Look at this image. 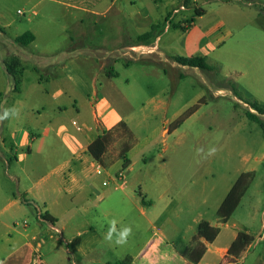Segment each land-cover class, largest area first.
<instances>
[{
    "label": "rangeland",
    "instance_id": "374dc122",
    "mask_svg": "<svg viewBox=\"0 0 264 264\" xmlns=\"http://www.w3.org/2000/svg\"><path fill=\"white\" fill-rule=\"evenodd\" d=\"M144 1L157 6L153 12L158 19L163 15L161 26L166 24L164 18L174 9L179 13L171 14L169 22L175 25L184 17L195 16L194 0ZM230 1L225 8L218 7L217 0H198L207 11L199 21L200 26L207 29L223 23L221 32L230 33L206 60L216 69V75L199 68L172 69L168 58L160 52H157L160 58L143 57L141 61H132L130 69H127L126 58L119 60L116 84L129 104L121 107L126 128L113 131L107 150V158L117 161L110 169L109 186L103 187L112 197L97 213L94 208L83 213L78 203L67 209L47 204L48 210L59 220L57 226L65 227L63 234L46 223L38 228L33 208H28V215L19 220V229L27 223L29 233L33 229L41 232L45 244L41 255L46 263L53 264L55 258L62 256L69 264H76L73 239L78 230L76 220H101V210H109L106 219L108 222L117 220V228L130 226L133 232L143 227L146 216H158L160 219L155 225L168 237L170 244L179 235L189 238L197 232L195 221L199 215L213 219L219 203L243 172H256L242 204L254 202L260 210L257 223L261 226L264 130L247 117L248 108L244 102H264V23L260 26L250 24L251 13H259L264 8V0L242 1L250 13L249 18L237 13L239 3L236 0ZM182 6L187 8L182 9ZM106 8V2L100 4L101 11ZM114 15L115 11L105 16H87L80 24L66 7L54 0H0V44L8 45V51H15L18 47L11 46L12 40L35 31L40 51L55 50L58 43H67L72 36L81 37L79 40L88 45L112 47L118 41L129 39L128 34L123 36L115 32L116 25L111 26ZM121 18L125 21L124 14ZM135 57L141 59L140 54ZM1 103L0 99V106ZM176 123H179L177 128ZM210 147L217 148V153L208 159L197 152ZM0 150L3 151L1 147ZM125 156L130 166L123 169L127 162ZM5 170L6 165L0 159V172ZM48 171L36 172L37 191L47 190L53 183L54 176L48 177ZM120 174L125 176L124 180ZM102 180L100 178L99 184ZM150 202L153 204L149 205ZM240 213L237 211L235 218H239ZM255 233L257 235L258 230ZM262 234L264 230L258 236ZM96 236L98 247L106 255L101 259L109 258L114 262L124 259L125 244H115L114 255L107 256L104 232L99 226ZM263 246L259 243L250 251ZM50 251H57L56 256L50 257Z\"/></svg>",
    "mask_w": 264,
    "mask_h": 264
},
{
    "label": "crops",
    "instance_id": "0c3cea01",
    "mask_svg": "<svg viewBox=\"0 0 264 264\" xmlns=\"http://www.w3.org/2000/svg\"><path fill=\"white\" fill-rule=\"evenodd\" d=\"M54 1L66 7L70 16H74L80 24L83 23L84 17L105 16L115 11L110 24L116 25V33L123 36L128 34L129 39L107 47L104 44L88 45L79 40L81 37L72 36L67 43H58L55 50L40 51L37 32L33 31L35 40L28 47L16 42L20 35L11 42V46L18 47L15 51H8V45L0 44L1 109L15 106L20 110L18 118H9L0 123V147L3 149L0 150V159L6 165V170L0 172V264H48L41 255L45 247L41 242V232L33 229L29 233L27 223L22 230L17 227L19 220L28 215V208L34 209L23 203V198L38 204L40 212L37 213L34 209L38 228L45 224L38 220L39 216L49 214L56 222L54 225L46 224L63 234L65 227L57 226L59 220L48 210L47 204L67 209L78 203L83 213H88L92 208L97 213L112 197L103 187L109 186L107 180L112 176L110 169L117 161L108 159L107 152L101 162H97L88 149L104 133L113 132L122 123L126 124L121 107L129 102L116 84L119 78L116 67L121 58L127 59V69H130L132 61H141L143 57L160 58V55H157V52H160L168 58L172 69H182L183 66L174 62L173 57L200 55L207 60L230 35L227 30L221 32L223 23L207 29L200 26L199 21L205 17L207 11L198 0L192 3L195 16L184 17L179 25H175L169 22L171 14L179 13L178 9H174L164 18V26H161L163 15L160 14L158 19L153 12L157 6L153 7L144 0ZM236 1L239 3L237 13L249 18L250 13L244 7L243 0ZM103 2L107 3V8L101 11L99 7ZM217 2L218 7L226 8L231 1ZM184 7L187 8L182 6V9ZM197 10L201 12V16L196 15ZM260 11L251 13V26L264 23V8ZM122 14L125 21L121 18ZM193 18L195 22L189 25L187 22ZM149 32H152L149 40L138 42L139 37ZM137 54L141 55V59L135 57ZM11 57L20 59L22 75L17 76L14 81L18 89L4 96L12 80L6 67V62ZM260 104L264 105V102ZM125 159L129 167L130 161L126 156ZM46 169L49 170L47 176H54V181L47 190L37 191L39 183L35 181L36 172ZM244 173H252L254 176L249 190L255 181L256 172L242 174ZM100 178L103 180L99 184ZM204 191H207L206 186ZM227 195L219 203L213 219H204L203 215H199L195 221L197 232L202 221H207L219 229V234L212 243L200 239L206 250L197 264H264V246L262 249L250 251L254 245H264V240L255 241L256 236L264 229V209L261 210V226L258 227L257 217L260 210L253 201L243 205L242 199L234 214L223 223L218 219L217 211ZM101 211V220H76L78 230L73 238L76 264H193L184 255V250L191 245L197 232L189 238L179 235L172 239L170 244L168 237L155 225L160 219L158 216H146L143 227L133 230L125 244L124 259L119 262L109 258L101 259V256L106 255L97 245L96 232L99 226L104 235L106 234L109 227L106 219L109 210ZM237 211H241L239 218H235ZM143 214L146 215V212L143 211ZM240 233L251 236L254 241L239 259L235 254H231L230 250ZM104 243L107 256L114 255L113 252L117 250L115 243H109L105 239ZM49 253L50 257L56 256L53 251ZM68 261L66 257L58 256L53 264H69Z\"/></svg>",
    "mask_w": 264,
    "mask_h": 264
},
{
    "label": "trees",
    "instance_id": "16d2710c",
    "mask_svg": "<svg viewBox=\"0 0 264 264\" xmlns=\"http://www.w3.org/2000/svg\"><path fill=\"white\" fill-rule=\"evenodd\" d=\"M197 16H201L200 11H196ZM195 22V19L188 21L187 23L190 25ZM177 27V26H175ZM179 28V27H177ZM182 29L185 31L186 28L182 27ZM152 36V32H149L141 37L138 38V42H146L149 40ZM35 40V36L32 32H26L19 37L16 38V42L23 46L28 47L33 41ZM174 62L179 64L183 67H190V68H199L203 71L210 72L216 75L215 71L216 69L214 67L209 66L206 63V59L203 56L196 55L192 57H180L175 56L172 58ZM7 67V73L9 75V78L11 82H9L4 96H7L12 91H16L18 88L15 86V80L17 76L22 75L21 70V61L18 57H11L6 62ZM247 110V117L253 121L258 123L261 128L264 130V105L260 104L256 101H245L244 102ZM179 123L175 124V128H177ZM120 127H125L126 124L122 123ZM113 132H107L104 133L102 136H100L97 140H95L90 146H89V154L92 156V158L97 161L101 162L102 157L105 153H107L108 147L111 143V135ZM129 150H127L128 152ZM128 161L124 163L123 169L128 168ZM253 174L252 173H244L242 174L234 186L232 187L231 191L225 198L224 202L220 206L219 210L217 211V217L218 219L225 223L227 222L230 217L234 214V212L237 210V208L240 205L241 200L245 196V194L248 191V188L253 180ZM23 203H25L27 206L34 207V209L38 212H40L38 204L35 202H31L26 200L25 198L22 199ZM40 222L50 223L53 224L56 222L55 218L50 216L49 214H41L38 218ZM219 229L211 226V224L207 221H202L198 225V232L197 235L193 238L191 245L186 247L184 250V255L189 259V261L193 264H197L206 248L204 244L200 242V239H204L207 243H212L218 236ZM254 239L245 234L240 233L236 239V241L233 243L231 247V254H235L236 258L240 259L241 254L246 251V249L253 243Z\"/></svg>",
    "mask_w": 264,
    "mask_h": 264
},
{
    "label": "clouds",
    "instance_id": "9594fccd",
    "mask_svg": "<svg viewBox=\"0 0 264 264\" xmlns=\"http://www.w3.org/2000/svg\"><path fill=\"white\" fill-rule=\"evenodd\" d=\"M2 107V106H0ZM20 115V110L15 106L2 108L0 111V123L9 118H18ZM198 154H202L204 159H208L217 153V148L210 147L205 151L204 148L197 150ZM118 221L112 219L109 222V227L104 235V239L109 243H115L116 245H124L127 243L128 238L132 235V228L130 226H123L122 228H117Z\"/></svg>",
    "mask_w": 264,
    "mask_h": 264
},
{
    "label": "built area",
    "instance_id": "2783aa9c",
    "mask_svg": "<svg viewBox=\"0 0 264 264\" xmlns=\"http://www.w3.org/2000/svg\"><path fill=\"white\" fill-rule=\"evenodd\" d=\"M19 13H21V12L19 11ZM120 176L122 177L121 179L124 180L125 176H124L123 174H120ZM105 184H106V183H105ZM263 230H264V229H263ZM262 232H263V231H262ZM257 239H258L259 241L264 240V234L258 236ZM41 242H43V241L41 240ZM43 243H44V242H43Z\"/></svg>",
    "mask_w": 264,
    "mask_h": 264
}]
</instances>
